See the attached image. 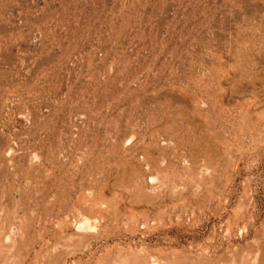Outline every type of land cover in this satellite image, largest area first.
Returning a JSON list of instances; mask_svg holds the SVG:
<instances>
[{"label":"rangeland","instance_id":"rangeland-1","mask_svg":"<svg viewBox=\"0 0 264 264\" xmlns=\"http://www.w3.org/2000/svg\"><path fill=\"white\" fill-rule=\"evenodd\" d=\"M3 123L1 144L36 150L0 177L6 209L41 182L82 189L116 252L245 261L264 220V0H0Z\"/></svg>","mask_w":264,"mask_h":264},{"label":"bare ground","instance_id":"bare-ground-1","mask_svg":"<svg viewBox=\"0 0 264 264\" xmlns=\"http://www.w3.org/2000/svg\"><path fill=\"white\" fill-rule=\"evenodd\" d=\"M5 133L3 123L0 125V135L5 136ZM130 143V140L126 141V145ZM35 151V139L32 141V146L28 144L26 146L20 145L17 140H6L3 144L0 143V177H4L5 173L9 171V167L14 168V161L17 160L23 161L24 164L28 160L29 167L21 166L20 173H30V170L33 169V162L36 160ZM145 158L147 159V157ZM194 158H197V156H194ZM207 160L208 164L199 171L197 177L194 175L195 178H192L194 187L199 188L202 185L203 177L209 176L210 171H212L213 160L210 156H207ZM206 178L204 177V179ZM41 183H43L44 187L41 190L39 189L38 197L30 198L26 190L22 189L18 191L20 200L18 202L15 200L13 208L9 207V209L4 206L7 193L3 190L0 191V216L2 214L5 215L4 219H0V264H164L162 263L163 261L160 262L159 259L149 256L144 250L129 247L124 251L116 252L114 247L103 241V239L107 240L109 238L108 233L105 234V232L110 225L107 226L109 217L105 215L107 214V205H105L101 195L89 196L81 189L75 192L74 195L58 193L59 191L54 192L48 199V189L53 184ZM149 186L151 192L148 195L146 194L144 199L153 207L157 202L154 199L160 198L161 195L163 196L162 192L164 191H161L163 188L159 190L156 187L154 180L149 181ZM178 192L177 190L176 193L178 194ZM174 193L171 196L168 195L175 197ZM201 194L202 196L205 195L203 191ZM208 196H211V194ZM89 200L90 205L87 208L84 204ZM39 206H41V209ZM105 206L106 208H104ZM19 211L22 214L18 215ZM88 212H90L91 216L86 215ZM247 214L249 219L252 218L253 220L254 213L247 210ZM117 215L119 214L117 213ZM249 219L244 223L245 227L251 223ZM91 220H97V222L92 223ZM146 225H148V220L142 224L145 231H147ZM225 233L230 234L231 229L227 228ZM253 236L254 241L251 246L254 247L255 251L251 257L245 261L240 260L239 263L235 262L234 259L231 262L232 264H264V220L261 221L258 230L255 231ZM204 262L183 258L170 264H206ZM165 264L169 263L165 261Z\"/></svg>","mask_w":264,"mask_h":264}]
</instances>
